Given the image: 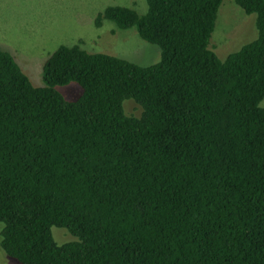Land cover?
Here are the masks:
<instances>
[{
  "label": "trees",
  "instance_id": "trees-1",
  "mask_svg": "<svg viewBox=\"0 0 264 264\" xmlns=\"http://www.w3.org/2000/svg\"><path fill=\"white\" fill-rule=\"evenodd\" d=\"M145 1L94 25L135 28L155 64L79 40L34 87L0 50V249L17 264H264V0H234L257 37L223 61L208 46L224 0Z\"/></svg>",
  "mask_w": 264,
  "mask_h": 264
},
{
  "label": "rangeland",
  "instance_id": "rangeland-1",
  "mask_svg": "<svg viewBox=\"0 0 264 264\" xmlns=\"http://www.w3.org/2000/svg\"><path fill=\"white\" fill-rule=\"evenodd\" d=\"M111 6L131 8L138 15L147 10L145 0H0V50L13 57L34 87L43 86L44 61L58 47L79 40L87 53L114 56L138 66L158 62L159 48L143 41L135 28L121 30L109 21L95 27L98 14ZM256 37L255 16L246 15L234 0H224L208 48L223 61ZM56 90L69 102L80 95L75 83ZM259 107L264 108V99ZM123 109L134 116L141 111L131 100L123 102ZM51 234L58 245L75 240L64 229L53 227ZM0 264L17 263L0 249Z\"/></svg>",
  "mask_w": 264,
  "mask_h": 264
}]
</instances>
